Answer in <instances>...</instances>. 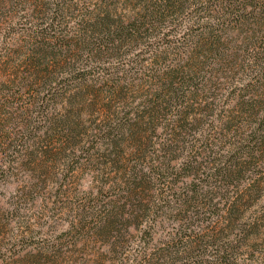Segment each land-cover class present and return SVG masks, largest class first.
Returning <instances> with one entry per match:
<instances>
[{
	"label": "trees",
	"instance_id": "16d2710c",
	"mask_svg": "<svg viewBox=\"0 0 264 264\" xmlns=\"http://www.w3.org/2000/svg\"><path fill=\"white\" fill-rule=\"evenodd\" d=\"M23 3L3 41L15 59L0 80V108H68L40 134L62 146L71 171L114 173L73 225L92 222L111 244L133 231L152 241L156 204L182 225L137 264H250L238 254L240 241L264 233V210L246 214L263 190L247 171L264 168V0H0ZM9 12L0 10L2 24ZM180 29L182 48L168 58L175 47H161ZM156 34L162 46L141 45ZM115 59L126 62L109 67ZM224 83L227 107L215 93ZM213 108L238 114L209 121ZM13 132L0 118L2 145Z\"/></svg>",
	"mask_w": 264,
	"mask_h": 264
},
{
	"label": "rangeland",
	"instance_id": "374dc122",
	"mask_svg": "<svg viewBox=\"0 0 264 264\" xmlns=\"http://www.w3.org/2000/svg\"><path fill=\"white\" fill-rule=\"evenodd\" d=\"M26 5L27 3L18 4L13 9L0 5L2 12L11 11L7 13V24H2L3 18L0 17V80L8 79L10 67L9 65L6 67V64L15 59L12 52L8 55L3 43L10 35L8 24L17 22ZM21 26L22 24L14 25L16 33ZM176 29L175 27L172 30ZM168 31L170 34L169 29ZM171 32L172 35H176L173 40L178 42L173 41L162 46L160 41L162 37L156 34L151 37L149 45L148 40L142 41L141 45L152 46L149 49L162 46V50L169 48L170 52L174 46L173 53L168 54V58H173L180 52L178 48H182L184 32L187 31L182 32L180 29L178 32ZM14 36L17 38L18 35ZM124 62L126 61L115 59L110 62L109 67H122ZM146 64L151 66L150 62ZM215 93L221 97V102L227 107L229 102L227 85L222 84L221 89H217ZM131 99L129 98L128 102ZM58 101L59 98L55 102ZM116 109L129 108L121 106ZM213 109L214 113L209 121L217 122L220 115L222 120L223 117L226 120V116L231 113L238 114V108ZM221 109L225 112L221 113ZM256 109L261 111L260 108ZM67 110L68 108L51 110L50 108H0L1 120H4L12 130L20 132H13L16 140L5 146L0 139V264H137L139 262L137 258L145 249L151 251L164 246L163 242L165 243L164 239L168 238V232H175L180 228V224L182 225L181 216L177 217L181 222L179 224L174 213L169 214V211H163L154 204L153 210L157 211L153 220L157 218L155 219L157 222H152L155 224L152 241L149 237L146 241L140 232L133 231V234H126L119 242L111 244L106 238L102 240L94 234L92 229L94 223L89 222L86 227L73 225L82 217L81 214H85L89 206L96 202L94 196L97 195L99 188L105 182H112L114 173L99 176L96 169L90 171L88 167L71 171L74 161L64 158L62 154L59 155L62 146L54 140L46 141L40 134L43 127L61 120ZM205 113L212 112L207 110ZM94 119L95 115L89 117L87 124H91ZM236 120L241 121L240 115ZM241 122L248 128L256 127L254 116ZM221 125L223 126L222 121ZM24 135L30 139L25 145L20 144L19 141L25 137ZM106 172L109 173V170ZM247 176L254 178L259 176L262 182L259 188L263 189L261 197L252 195L248 199L246 214L251 216L264 210V168L262 165L255 167L251 165ZM87 220H92L89 215ZM217 227L219 228V225ZM214 242L216 247L218 241ZM239 244L241 249L238 258L241 263H249L250 258H253L250 264H260L261 256H264V233L257 238L254 237L253 240H242ZM208 250L215 251L209 245Z\"/></svg>",
	"mask_w": 264,
	"mask_h": 264
}]
</instances>
